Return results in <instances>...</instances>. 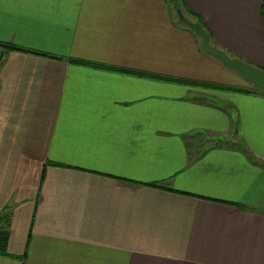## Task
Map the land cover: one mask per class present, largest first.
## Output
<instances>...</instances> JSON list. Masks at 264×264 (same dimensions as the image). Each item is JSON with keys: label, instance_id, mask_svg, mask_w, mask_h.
Returning <instances> with one entry per match:
<instances>
[{"label": "crops", "instance_id": "1", "mask_svg": "<svg viewBox=\"0 0 264 264\" xmlns=\"http://www.w3.org/2000/svg\"><path fill=\"white\" fill-rule=\"evenodd\" d=\"M179 5L264 71V0ZM183 24L0 0V264H264V94Z\"/></svg>", "mask_w": 264, "mask_h": 264}, {"label": "water", "instance_id": "2", "mask_svg": "<svg viewBox=\"0 0 264 264\" xmlns=\"http://www.w3.org/2000/svg\"><path fill=\"white\" fill-rule=\"evenodd\" d=\"M178 17L182 23L193 29V31L200 37L201 49L204 52L217 57L225 66L234 69L253 86L264 92V71L237 58H230L222 50L209 43L207 34L198 23L189 20L180 13L178 14Z\"/></svg>", "mask_w": 264, "mask_h": 264}, {"label": "trees", "instance_id": "3", "mask_svg": "<svg viewBox=\"0 0 264 264\" xmlns=\"http://www.w3.org/2000/svg\"><path fill=\"white\" fill-rule=\"evenodd\" d=\"M171 2H172V5L174 6V10L176 12V16H177L178 20L180 21V19L178 17V14L179 13L180 14H183V11H182V8L179 5V0H171ZM191 15H193V14H191ZM194 19H195V22L198 23L200 25V27L205 31V33L207 34V36L209 38L210 37V34H209L207 28L205 27V25L203 24V22L198 17H196V16H194ZM0 46L1 47H5L7 49L21 50V49H19L17 47H14L12 45L3 44V43H0ZM81 63H85V62H81ZM186 83H193V84H197L199 86H206L205 84H202V83H194V82H186ZM210 87L244 91V90L237 89V88H233V87H223V86H213V85L210 86ZM263 94H264V92H263ZM6 240H7L6 234L4 232H0V254H5Z\"/></svg>", "mask_w": 264, "mask_h": 264}, {"label": "rangeland", "instance_id": "4", "mask_svg": "<svg viewBox=\"0 0 264 264\" xmlns=\"http://www.w3.org/2000/svg\"><path fill=\"white\" fill-rule=\"evenodd\" d=\"M174 7V6H173ZM183 15V14H182ZM184 16V15H183Z\"/></svg>", "mask_w": 264, "mask_h": 264}]
</instances>
